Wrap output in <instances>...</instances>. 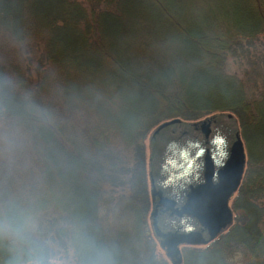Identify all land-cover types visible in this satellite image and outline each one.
I'll return each instance as SVG.
<instances>
[{
    "label": "trees",
    "instance_id": "16d2710c",
    "mask_svg": "<svg viewBox=\"0 0 264 264\" xmlns=\"http://www.w3.org/2000/svg\"><path fill=\"white\" fill-rule=\"evenodd\" d=\"M213 4L226 5L215 25ZM260 39L264 0H0V127L23 132L30 154L0 157V264L69 252L77 264H169L148 223L144 142L167 121L217 113L237 118L245 146L237 212L183 264L248 253L264 264V77L242 86L227 72L239 58L259 78ZM105 188L130 194L129 230L102 220Z\"/></svg>",
    "mask_w": 264,
    "mask_h": 264
},
{
    "label": "water",
    "instance_id": "95a60500",
    "mask_svg": "<svg viewBox=\"0 0 264 264\" xmlns=\"http://www.w3.org/2000/svg\"><path fill=\"white\" fill-rule=\"evenodd\" d=\"M149 147L152 231L171 263L182 264V245H207L233 220L229 202L246 163L238 120L167 121Z\"/></svg>",
    "mask_w": 264,
    "mask_h": 264
},
{
    "label": "rangeland",
    "instance_id": "374dc122",
    "mask_svg": "<svg viewBox=\"0 0 264 264\" xmlns=\"http://www.w3.org/2000/svg\"><path fill=\"white\" fill-rule=\"evenodd\" d=\"M224 7H226V5L222 4H213L212 9L207 11L206 16H204V19L206 21H211V23L214 24V22H212L214 19H212L213 17V11L215 12V18H220L219 16H221L222 14V10H225ZM204 7H202V11L197 12L196 10L194 11V14H191L192 18H197L198 16L204 14ZM227 11V10H226ZM201 15V16H202ZM211 17V18H210ZM203 19V16H202ZM215 25V24H214ZM31 42H33V40H30ZM30 45L32 47H34V43H31ZM257 47H261L262 49H264V40H259ZM140 48V46H139ZM139 50V49H138ZM158 50L160 51V53H162L161 51L163 49V47L161 45H159ZM140 52V56L143 57L146 56L144 54L143 50H139ZM148 51V50H147ZM178 51V50H177ZM169 52L172 54L170 57L169 56ZM168 52V55L166 56V58H171L172 56H174L175 54H177L174 50H170ZM179 55L182 56V54H180V52L178 51ZM28 55V54H25ZM31 57V56H30ZM24 58V55H23ZM29 58V57H27ZM239 58L234 59L233 61L229 62V66L227 67V72L232 75L235 74L236 76L238 75V79L240 82H242V86H248V85H256L257 80H262L264 77V72L261 71L260 72V76L259 78L256 77V74H252L251 76H245L248 74V68L244 66H240L238 67V65H236V63H234L235 61H238ZM171 60H173L171 58ZM24 66L28 64L27 60H24ZM27 63V64H26ZM139 65V64H137ZM141 65V64H140ZM189 65V64H188ZM187 65V66H188ZM250 77V78H249ZM257 78V79H256ZM245 83V84H244ZM248 84V85H247ZM202 94L206 95V91H201ZM152 134V133H151ZM151 137V135H150ZM28 144V139L26 138V136L23 134V132H19L18 130L16 131L15 134H11L9 131H6L4 128L0 127V157H5L7 158L6 160H9L10 158H12V156H20L23 157V160H28L30 159V154L27 153V155L24 154V148L23 146H26ZM29 144H31L29 142ZM144 144L146 145V151H145V161H146V171H147V190L146 193L148 195V200H149V207L147 208L148 210V223L150 224V213L152 210V200H151V193H150V181H149V174H148V161H149V155H150V149H149V141H145ZM28 147V145H27ZM30 147V146H29ZM26 158V159H25ZM130 178H126V179H122V182H129ZM104 190H106L107 192L103 193L101 197V200L103 202L104 199V203L100 204V208L101 210V214L103 217V221L104 223L109 227H114V228H122V229H130V213L128 211V200L130 197V194L128 195L126 192L124 191H117L115 194L109 193L108 188H105ZM132 195V194H131ZM139 197V195L135 198L137 199ZM128 199V200H127ZM131 199V198H130ZM261 206L264 207V198L262 199V201H260ZM231 208L233 209V204L231 202ZM234 211V210H233ZM237 212V211H236ZM236 212H234V215L236 214ZM151 230V228H150ZM264 230V227H263ZM264 236V235H263ZM154 238V237H153ZM155 241V253L157 254L158 257H161L163 259H165L166 261H168L169 264H171V262L168 260V258L166 257V254L164 252V250L160 247V245L158 244V242L154 239ZM62 253L60 256H57L55 260H53L51 262V264H77L76 261L74 260V258L72 257V254L69 252L68 254ZM253 258L252 256L248 253V255H243V254H237V255H233L231 258H229V262H231L232 264H245L249 261H251Z\"/></svg>",
    "mask_w": 264,
    "mask_h": 264
}]
</instances>
